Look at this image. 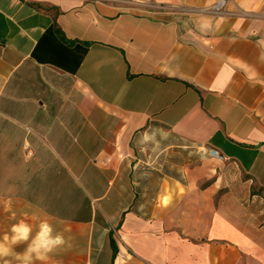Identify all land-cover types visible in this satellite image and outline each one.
I'll use <instances>...</instances> for the list:
<instances>
[{
  "label": "crops",
  "instance_id": "crops-1",
  "mask_svg": "<svg viewBox=\"0 0 264 264\" xmlns=\"http://www.w3.org/2000/svg\"><path fill=\"white\" fill-rule=\"evenodd\" d=\"M217 2L0 0V236L47 220L70 241L47 264H264L217 184L142 164L160 132L264 187V0Z\"/></svg>",
  "mask_w": 264,
  "mask_h": 264
},
{
  "label": "rangeland",
  "instance_id": "rangeland-1",
  "mask_svg": "<svg viewBox=\"0 0 264 264\" xmlns=\"http://www.w3.org/2000/svg\"><path fill=\"white\" fill-rule=\"evenodd\" d=\"M35 1L38 6L49 8L52 2L75 5L92 0ZM148 8L154 10L152 0H149ZM156 136H160V144L146 145L142 155L144 167L160 165L162 177L185 179L191 176L199 181L201 187L217 184L215 202L226 210L235 223L264 245V190L260 185L232 160L212 157L205 147H167L172 139L163 137L164 134L160 132Z\"/></svg>",
  "mask_w": 264,
  "mask_h": 264
},
{
  "label": "clouds",
  "instance_id": "clouds-1",
  "mask_svg": "<svg viewBox=\"0 0 264 264\" xmlns=\"http://www.w3.org/2000/svg\"><path fill=\"white\" fill-rule=\"evenodd\" d=\"M158 199L163 207H167L172 203L173 197L166 194ZM20 245L25 246L23 250L15 251ZM67 247H70L69 239L63 233L57 232L47 220L40 221L34 229L32 224L21 219L0 236V264H11L9 258H14L18 264H47L54 253Z\"/></svg>",
  "mask_w": 264,
  "mask_h": 264
},
{
  "label": "built area",
  "instance_id": "built-area-1",
  "mask_svg": "<svg viewBox=\"0 0 264 264\" xmlns=\"http://www.w3.org/2000/svg\"><path fill=\"white\" fill-rule=\"evenodd\" d=\"M227 0H218L215 9L220 11L226 6ZM207 153L212 157L223 158L222 154L215 148H206Z\"/></svg>",
  "mask_w": 264,
  "mask_h": 264
},
{
  "label": "trees",
  "instance_id": "trees-1",
  "mask_svg": "<svg viewBox=\"0 0 264 264\" xmlns=\"http://www.w3.org/2000/svg\"><path fill=\"white\" fill-rule=\"evenodd\" d=\"M262 190H264V187L260 186ZM113 241V240H112ZM114 255H115V252H114Z\"/></svg>",
  "mask_w": 264,
  "mask_h": 264
}]
</instances>
